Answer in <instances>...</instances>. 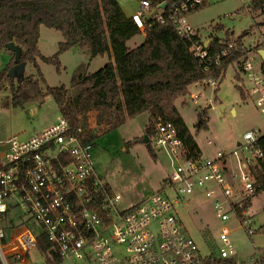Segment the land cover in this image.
I'll list each match as a JSON object with an SVG mask.
<instances>
[{
	"label": "built area",
	"instance_id": "2783aa9c",
	"mask_svg": "<svg viewBox=\"0 0 264 264\" xmlns=\"http://www.w3.org/2000/svg\"><path fill=\"white\" fill-rule=\"evenodd\" d=\"M137 1V8L129 16L141 31L154 22H171L181 37L192 40L190 51L204 71L219 65L228 55L227 49L211 54L210 40L204 41L190 23L189 16L205 0H163L157 4ZM229 48L241 54L240 86L264 114V61L258 50L253 53L235 42L229 43ZM206 82L219 85L213 78ZM84 132L82 126L73 130L68 118L60 114L51 126L29 138L0 140L3 264H10L11 257L26 259L40 234L46 236L62 260L74 259L76 264L92 257L96 264H205L214 256L235 258L237 248L230 241L232 230L227 227L220 230L218 247L210 246V252L202 254L197 241L173 212L178 201L170 194L173 190L181 195L202 191L214 201L218 219L225 222L235 214L238 227L250 233L252 218L247 215L245 201L259 187L253 167L264 156L257 144L262 135L248 131L232 152L220 150L213 156L188 158L174 124L159 118L147 148L154 160L156 150L165 155L169 171L162 173L161 185L147 198L120 211L117 203L121 196L97 172L94 146L81 140ZM13 210L22 211L23 225L9 218ZM31 221L40 231L30 226ZM260 251L257 258L264 252Z\"/></svg>",
	"mask_w": 264,
	"mask_h": 264
},
{
	"label": "rangeland",
	"instance_id": "374dc122",
	"mask_svg": "<svg viewBox=\"0 0 264 264\" xmlns=\"http://www.w3.org/2000/svg\"><path fill=\"white\" fill-rule=\"evenodd\" d=\"M119 1L128 16L138 5L137 0ZM249 3L250 0H207L201 9L189 16V20L204 41L212 36L224 38L229 33L231 43L245 34L243 44L238 47H245L256 53L257 50L264 49L262 41L264 26L258 25L259 22L264 21V15L261 11L251 10V6L247 8ZM145 34L142 31L141 34L133 36L127 41V46L136 47L143 42ZM64 39L59 30L42 25L38 47L44 55L50 56L58 51L59 43ZM8 52L12 53L10 50L0 49V70L10 59ZM112 57V52L92 56L88 48L73 46L59 55L60 71L53 63L39 60V65L47 85H65L70 88L72 75L80 66L85 72H94ZM189 69L193 73L189 61L185 60L166 68L162 75L164 80H169L170 84L175 85L178 77L179 81L189 78L182 77L185 74L176 73V70L188 72ZM36 72L33 64L27 62L23 73L29 75ZM240 85L239 64H230L218 86L206 81L193 82L188 85L189 93L176 101V107L206 156H213L220 150L232 152L237 148L238 142H243V136L248 131L254 130L264 136V114ZM237 86L242 89L244 97L241 96ZM70 91L73 93L71 88ZM10 94L9 89L0 94V140L12 136L29 138L51 126L61 114L52 95H48L42 102L15 107L12 104H4ZM142 98L140 96L137 99L140 104H143ZM124 109L119 108L121 114L125 113ZM204 109L208 112L207 127L199 129L198 114ZM83 121L92 133L97 135L96 145L92 151L95 167L97 172L110 183L112 191L120 194L121 198L117 203L120 211L141 202L155 187L161 185L162 173L169 171L168 160L158 150H156L159 152L156 160L149 153L147 148L149 140L144 138L147 134L144 128L149 122V114L142 106L134 108L132 115L126 119L127 122L119 127L112 128L113 124L109 123L111 121L103 120L99 123L95 119V112L85 115ZM170 198L177 199L173 212L197 241L202 254L209 253L210 246L215 249L218 247V238L223 227L232 230L230 241L237 248L235 259L239 262L253 264L259 250L264 251V190L253 197L246 210L247 215L252 218L250 233L238 227L239 221L235 214L225 222L218 219L214 213V201L207 198L202 191L181 195L173 190ZM21 214V210H13L9 218L17 225H22ZM30 226L35 231H40V227L33 221ZM77 263L96 264L93 257ZM17 264H76V261L60 260L57 257L48 262L46 256L34 247L30 250L26 262Z\"/></svg>",
	"mask_w": 264,
	"mask_h": 264
},
{
	"label": "trees",
	"instance_id": "16d2710c",
	"mask_svg": "<svg viewBox=\"0 0 264 264\" xmlns=\"http://www.w3.org/2000/svg\"><path fill=\"white\" fill-rule=\"evenodd\" d=\"M151 1L157 4L163 0ZM251 10L261 11L264 15V0H253ZM42 25L59 30L65 38L59 43L58 51L50 56L44 55L38 47ZM258 25L264 26V21L259 22ZM141 33V29L130 16L125 14L118 0H0V49L9 50L7 44L10 42H14L20 49L19 54L11 51L9 61L0 70V94L6 89L11 91L10 97L4 104L24 107L29 103L42 102L48 95H52L61 114L70 121L71 128L73 130L79 126L84 128L85 132L81 135L82 142L95 145L97 135L93 134L83 121L85 115L95 112V119L99 123L109 116L117 115L116 123L112 128L119 127L125 123L126 118L123 114H118L119 108L114 100L123 90L136 85L160 89L164 92L151 97L144 96V92L142 94L134 92L135 102L149 114V122L144 128L145 133L153 138L159 118L169 120L176 127L179 138L186 147L187 157L202 155L195 136L176 107V101L189 93L188 85L193 82L213 78L220 83L229 65L239 64L241 54L236 49L229 48V33L224 38L212 36L208 45L211 54L219 53L223 49L229 52L227 56L222 57L219 65H214L206 72L190 51L192 40L181 37L171 22H154L151 26L147 25L143 42L134 48H129L127 41ZM244 35L235 40L236 46L243 44ZM73 46L88 48L92 56L112 52L113 57L94 72H85L81 66L75 70L70 85L72 93L65 85H47L39 60L55 64L60 71L59 55ZM185 60L189 61L193 73L191 69L188 72L176 70V73L185 74L182 77H189L188 80L179 81L178 77L175 85L170 84L169 80H164L162 72L166 68ZM23 62L33 64L37 72L25 75L23 68L21 73L14 74L19 64ZM237 87L244 97L240 86ZM140 96L144 99L143 104L137 101ZM207 116L206 109L198 114L199 129L207 127ZM257 144L264 151L263 135ZM155 153L158 157L159 152L155 151ZM253 173L259 185L256 192L258 194L264 190V156L259 159L258 165L253 167ZM107 189L109 190L110 187L108 186ZM253 197L246 199L245 207L251 204ZM20 224L23 225L24 221L22 220ZM36 247L45 254L48 262L57 257L61 260L53 252L44 234L37 236ZM17 262L15 257L9 258L10 264ZM0 264H3L1 258ZM205 264H238V262L235 258L214 256ZM253 264H264V252Z\"/></svg>",
	"mask_w": 264,
	"mask_h": 264
},
{
	"label": "crops",
	"instance_id": "0c3cea01",
	"mask_svg": "<svg viewBox=\"0 0 264 264\" xmlns=\"http://www.w3.org/2000/svg\"><path fill=\"white\" fill-rule=\"evenodd\" d=\"M119 1V0H118ZM206 2H207V0H205V3L204 4H206ZM119 3H120V1H119ZM203 4V5H204ZM120 5H121V3H120ZM121 7H122V5H121ZM122 9H123V7H122ZM124 11V10H123ZM197 12V11H196ZM195 13V12H194ZM193 14V13H192ZM191 14V15H192ZM191 15H190V17H191ZM208 40H210V39H208ZM207 40V41H208ZM206 41V42H207ZM9 54H10V52H8ZM10 57H11V54H10ZM25 65H26V63H25ZM24 65V66H25ZM134 90H137V91H134ZM134 92H140L141 94H142V92H144V96H148V97H151V96H156V95H158V94H161L162 92H164V91H160V89H157V90H155V89H152V88H150V87H142V86H132V87H130V88H128V89H126V90H123L121 93H120V95H119V97H117L115 100H114V102H115V104H116V106H117V108H125L124 109V117L127 119L130 115H132L131 114V112L134 110V108H138V106H140L138 103H136L135 102V99H134V96H135V93ZM11 95V94H10ZM127 108V109H126ZM130 108V109H129ZM121 110H119L118 111V114H121V112H120ZM122 115V114H121ZM116 117H117V115H113V116H109V117H107L106 119H105V121H111V122H109L110 123V125L111 124H115L116 122H115V120H116ZM127 122V121H126ZM125 124V123H124ZM123 125V124H122ZM121 126V125H120ZM96 145V144H95ZM94 144H93V146H95ZM200 147V146H199ZM202 150V149H201ZM202 153H203V151H202ZM204 154V153H203ZM107 181V180H106ZM108 182V181H107ZM109 183V182H108ZM109 185H110V183H109ZM110 187H111V185H110ZM253 199V198H252ZM248 207V206H247ZM54 252V251H53ZM43 254V253H42ZM43 255H45V254H43ZM26 260H27V258L26 259H22V260H20V261H18L17 263H21V262H26Z\"/></svg>",
	"mask_w": 264,
	"mask_h": 264
},
{
	"label": "water",
	"instance_id": "95a60500",
	"mask_svg": "<svg viewBox=\"0 0 264 264\" xmlns=\"http://www.w3.org/2000/svg\"><path fill=\"white\" fill-rule=\"evenodd\" d=\"M7 47L9 48L10 51H14L16 52L17 54H19L20 52V49L18 46L15 45L14 42H10L7 44ZM258 54L260 55V57L262 58V60L264 61V49H259L258 50ZM24 65H25V62L19 64L18 68L14 71V74H19L22 72L23 68H24ZM144 138L148 139L150 141V136L148 134H145L144 135ZM239 144V143H237ZM54 251V250H53Z\"/></svg>",
	"mask_w": 264,
	"mask_h": 264
}]
</instances>
